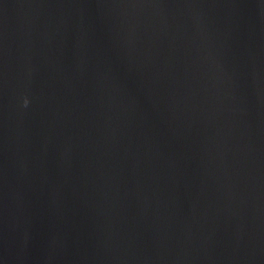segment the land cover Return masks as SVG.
I'll return each instance as SVG.
<instances>
[{
    "label": "water",
    "instance_id": "obj_1",
    "mask_svg": "<svg viewBox=\"0 0 264 264\" xmlns=\"http://www.w3.org/2000/svg\"><path fill=\"white\" fill-rule=\"evenodd\" d=\"M0 264H264V0H0Z\"/></svg>",
    "mask_w": 264,
    "mask_h": 264
},
{
    "label": "clouds",
    "instance_id": "obj_2",
    "mask_svg": "<svg viewBox=\"0 0 264 264\" xmlns=\"http://www.w3.org/2000/svg\"><path fill=\"white\" fill-rule=\"evenodd\" d=\"M25 103H27V101H25Z\"/></svg>",
    "mask_w": 264,
    "mask_h": 264
}]
</instances>
